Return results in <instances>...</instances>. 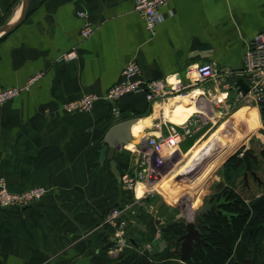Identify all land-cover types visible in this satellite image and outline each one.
<instances>
[{
  "label": "crops",
  "instance_id": "crops-1",
  "mask_svg": "<svg viewBox=\"0 0 264 264\" xmlns=\"http://www.w3.org/2000/svg\"><path fill=\"white\" fill-rule=\"evenodd\" d=\"M22 4L0 0V27L19 18ZM159 11L163 20L150 34L135 0H29L24 18L0 33V89L24 87L40 75L0 106V181L13 192L47 189L41 201L28 207L0 206V264H119L120 229L140 250L146 239L147 249L160 251L155 221L163 220L165 207L142 201L149 200L150 191L141 186L142 195L126 190L120 176L138 166L149 149L148 137L156 133L153 123L162 116L183 127L189 114L188 120L199 119L214 93L225 95L226 105L235 101L227 85L242 73L249 41L264 31V0H171ZM86 27L93 29L88 37ZM209 61L216 63L219 76L186 87L185 71ZM130 62L139 65L144 79L165 81L159 98L150 101L134 92L118 103L99 100L88 112L63 110L65 102L85 93H105ZM201 91L205 94L199 96ZM239 101L237 119L248 128L258 125L261 104L251 94ZM133 118L130 130L141 146L130 141L116 151L117 175L110 148L102 151L105 136ZM125 131L121 127L117 134ZM255 141L263 145L262 152L264 134ZM242 144L236 140L227 153ZM251 148L258 160L252 164L255 175L248 178L264 187V154ZM210 149L209 143L193 149L188 164ZM115 208L122 213L112 220ZM145 231L152 236L142 237ZM106 236L111 247H105ZM235 246L234 256L245 254L246 264H264V233L257 240L239 239Z\"/></svg>",
  "mask_w": 264,
  "mask_h": 264
},
{
  "label": "rangeland",
  "instance_id": "rangeland-1",
  "mask_svg": "<svg viewBox=\"0 0 264 264\" xmlns=\"http://www.w3.org/2000/svg\"><path fill=\"white\" fill-rule=\"evenodd\" d=\"M214 94L210 98L212 103L207 104L208 106L204 109V113H201L197 122L192 126L191 133L183 131V128L171 121L170 118L161 117L163 119V131L167 132L168 126L175 124L180 131L181 140L175 149H167L169 152L165 157V161L160 166L154 167V172L150 169L145 180L144 189L147 192L150 191V194L146 196L149 200L143 198L142 201L151 203L156 208L161 209L162 205L163 208L165 207L163 220L155 221L158 228L172 221L169 219L173 217L182 219L187 223L188 221H193L198 214L207 208L214 209V206L209 204L210 199L208 197H212L220 184H226V176L230 171V165L247 147H253L258 154L261 153L263 145H258L255 141L257 135L264 134V115L262 114L261 105H259L261 111L260 118L258 117L257 119L258 125L248 128L241 119L236 117V115L240 114L238 112L242 102L231 100L232 103L226 105L229 103H226L228 98L225 95L221 93ZM238 139H242L243 144L237 152L230 155L227 151L232 143H236ZM204 143L211 144L208 154H204L201 159H195L193 163L188 164L191 151ZM233 151L236 150L232 149L231 152ZM222 154L225 157L217 160L216 156ZM155 172L158 175L153 180ZM247 181L249 183L246 182L247 185H245L246 183L238 180L237 191L251 205L255 199L262 195L264 187L263 185L259 186L253 176H249ZM192 183L195 184L193 185ZM161 185L165 186L161 187ZM153 199L154 202H152ZM135 216L137 214H134L130 220L131 225L136 221L133 219ZM130 224L127 223V228ZM138 224L140 223L138 222ZM123 236L127 241L125 246L122 247L121 253L125 251V248L132 247L131 236L128 232L123 233ZM150 236L152 235L147 231L142 235L144 238ZM142 240L143 238H140V241ZM143 241L141 251H150L147 249V247H150L148 241L146 239Z\"/></svg>",
  "mask_w": 264,
  "mask_h": 264
},
{
  "label": "built area",
  "instance_id": "built-area-1",
  "mask_svg": "<svg viewBox=\"0 0 264 264\" xmlns=\"http://www.w3.org/2000/svg\"><path fill=\"white\" fill-rule=\"evenodd\" d=\"M171 0H135V10L141 15L145 22L146 29L153 34L156 25L163 20V15L159 8ZM93 32L91 27L83 30V35L88 37ZM74 55V52L67 55V58ZM219 69L215 62L209 61L190 67L185 71L187 79L186 87H192L195 83H205L214 80L219 76ZM247 81L249 91L244 93L235 81L227 85L228 90L233 89L235 101L244 99L251 94L260 103L264 102V31L257 33L248 43L242 65V73ZM40 75L32 77L24 87H8L0 89V106L14 99L23 90L29 89L30 85L36 81ZM178 83H182L178 79ZM165 81L163 79L146 80L141 76V70L136 62L128 63L122 72V79L110 87L105 93L95 92L85 93L81 97L67 101L63 104L66 113H79L91 111L96 102L107 100L118 103L121 99L134 92H143L145 97L153 101L162 94ZM205 93L201 91L200 95ZM229 94V93H227ZM198 99V98H196ZM197 120L190 119L184 125L183 131L191 133L192 126ZM154 134L147 139L149 149L142 153V158L138 166L121 174V183L126 190L135 192L139 184L144 185L150 169L154 172V167L160 166L164 161L169 149H175L181 140V134L175 124L168 126L167 132L163 131V119L153 123ZM145 187V186H144ZM146 190V189H145ZM47 193L44 186H36L23 192H13L4 181H0V206L1 207H28L41 201ZM138 200V197H137ZM122 213V209L115 208L110 215V219L117 218ZM117 224L116 222L114 223ZM118 225V224H117ZM121 225V224H119ZM124 231L118 230L116 247L125 246L127 239L123 236Z\"/></svg>",
  "mask_w": 264,
  "mask_h": 264
},
{
  "label": "trees",
  "instance_id": "trees-1",
  "mask_svg": "<svg viewBox=\"0 0 264 264\" xmlns=\"http://www.w3.org/2000/svg\"><path fill=\"white\" fill-rule=\"evenodd\" d=\"M261 108L264 115V102ZM261 153L264 154V149ZM236 161L230 165L226 184H220L209 200L214 209L207 208L197 215L199 221L205 224L201 228L205 244L195 245L186 263L179 262L181 248L176 239L186 231L187 223L173 217L169 219L172 221L160 227L161 239L167 242L163 251L142 252L131 241L132 247L120 253L119 264H246L245 254L234 256L235 244L239 239L257 240L264 233V194L250 205L237 191L238 180L246 183V165L243 163L234 167ZM104 241L108 242L106 248L113 244L109 236ZM155 245H158L157 242Z\"/></svg>",
  "mask_w": 264,
  "mask_h": 264
},
{
  "label": "water",
  "instance_id": "water-1",
  "mask_svg": "<svg viewBox=\"0 0 264 264\" xmlns=\"http://www.w3.org/2000/svg\"><path fill=\"white\" fill-rule=\"evenodd\" d=\"M29 0H23L22 4V11L19 16V18L13 22L7 23L0 27V33L7 32L14 28L25 16L27 9H28ZM234 81L236 83V86H238L244 93H248L249 87L247 84L246 79L242 74H239L235 76ZM136 122V119H129L127 121H124L122 123L116 124L113 127H111L108 131V133L105 136V141L103 145V152H105L108 148L109 154L108 158L111 162L112 170L115 174L118 175V169L116 165L115 160V154L116 151L121 148L123 145H126L128 142L132 141L136 144V146L139 148L141 146V143L136 141L134 136L131 133V127ZM123 127L126 128V131L123 134H117L118 130ZM128 130V131H127ZM258 160L257 155L254 153L253 149L251 147L245 148L242 153L238 156L237 161L234 164V167L238 165H242L243 163L246 165V169L244 171V178L245 181L248 182V175L255 173L252 171V164L253 162H256ZM220 212V211H219ZM205 224L202 222H199V220L194 218L192 221L187 222L186 231L176 239L178 243H180V258L179 262L186 263L188 258L191 256L192 251L195 249V245L202 246L205 244V240L201 233V228L204 227ZM158 247L160 251H163L164 248L167 246V242L165 240H161L157 242Z\"/></svg>",
  "mask_w": 264,
  "mask_h": 264
},
{
  "label": "bare ground",
  "instance_id": "bare-ground-1",
  "mask_svg": "<svg viewBox=\"0 0 264 264\" xmlns=\"http://www.w3.org/2000/svg\"><path fill=\"white\" fill-rule=\"evenodd\" d=\"M196 98H197V97H196ZM196 98H194V100H192V101H195V100H196ZM189 107H191V106H190V103H189ZM190 115H192V114H189V115H188L187 121H188V119H189ZM140 186H141V188H142V189H144V188H145V187H144V185H142V184H139V186H138V188H137V191H138L137 193H138V195H142V194L144 193V191H143V192H140V191L138 190Z\"/></svg>",
  "mask_w": 264,
  "mask_h": 264
}]
</instances>
